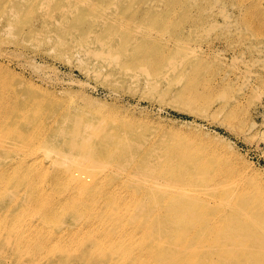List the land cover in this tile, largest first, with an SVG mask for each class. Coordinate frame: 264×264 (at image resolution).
I'll return each mask as SVG.
<instances>
[{
	"label": "rangeland",
	"instance_id": "1",
	"mask_svg": "<svg viewBox=\"0 0 264 264\" xmlns=\"http://www.w3.org/2000/svg\"><path fill=\"white\" fill-rule=\"evenodd\" d=\"M4 1L0 12L10 6ZM72 3L85 10L92 4L108 7L93 24L105 23L122 35L109 48L97 46L86 34L89 22L76 11L55 12L52 21L62 22L59 30L53 25L20 32L18 25L30 19L23 8L10 29L0 32L4 42L20 40L17 49L0 47L9 66L0 88V106L8 113L0 124V144L26 127L37 134L35 123L28 127L32 121L53 120L57 126L51 134L61 130L70 140L96 142L105 148L98 161L88 164L87 150L64 159L54 146L38 150V164L61 170L68 181L85 182L87 191L102 198L108 208L105 243L113 227L138 231L119 257L127 262L152 249L147 264H223L213 242L197 239V229L185 225L187 211L161 207L158 188L171 191L164 176L169 167H195L241 190L264 216V18L259 20L253 6L264 11V0H67L60 5ZM195 21L201 23L196 29ZM140 152L146 156L141 168L130 160ZM7 153L11 159L19 156L0 150V170L7 169ZM8 172L0 180V251H7L0 264H72L63 253H44L59 215L42 222L34 206L23 207L28 194L54 188L44 174L26 188L24 175L18 179ZM103 173L107 178L99 179Z\"/></svg>",
	"mask_w": 264,
	"mask_h": 264
},
{
	"label": "bare ground",
	"instance_id": "2",
	"mask_svg": "<svg viewBox=\"0 0 264 264\" xmlns=\"http://www.w3.org/2000/svg\"><path fill=\"white\" fill-rule=\"evenodd\" d=\"M63 1L67 0H6L3 4L8 2L10 6L3 7L0 12V32L10 29L8 26L11 21L15 20L26 7L24 13L29 15L30 19L18 25L20 32L30 33L40 28L45 30L53 25H56L59 30L62 22L55 19L52 21L55 18V12L76 11L82 14L85 21L89 22L86 34L88 38H93L97 46L109 48L122 35L107 28L105 23H101L99 27L94 26V17L106 15L108 7L102 4H92L85 10L80 9L79 4L76 3L61 6ZM253 6L262 22L264 11ZM49 9L52 10L49 11ZM200 10L197 4L199 17L203 18V12ZM249 15L250 13L245 11V17ZM121 16H123L122 13L115 17L120 19ZM113 21L117 22L116 19ZM199 24L201 23L195 21L193 28L196 29ZM262 29L257 30V34L261 33ZM21 35L19 33L18 37ZM5 45L17 49L20 46V40L4 42L0 38V47H5ZM117 45L123 48L121 42ZM202 46L199 44L196 48L202 49ZM212 46L208 44L206 47ZM196 48H193V51H198ZM1 49L0 88H3L2 72L9 66L1 54ZM88 54L94 56L95 59L103 58L99 51L89 50ZM35 112L40 114L39 111ZM7 115V110L0 106V124ZM31 123L36 124L37 134L31 135L26 127L24 131L16 133L11 138L12 142L6 140L5 144H0V150L15 151L19 154L16 159H11L10 153L4 155L3 160L7 162V169L0 170V180H5L10 171L18 179L24 175L26 177L24 184L26 188H29L36 177H42L44 174V178L48 180L47 185L54 188L50 193L40 191L37 194H28L23 204L24 208L34 206L40 212L38 215L42 222L49 221L50 218L56 216V213L60 217L56 227L49 230L51 244L44 253L56 257L63 253L67 261H71L72 264H147L153 256L152 249L141 250L137 254L142 255L141 258L131 257L127 262L119 257V251L122 250L120 248L127 247L133 239H136L137 230L128 232L124 229L114 230L115 227H113L109 234V242L105 243L107 229L104 226L109 224L105 217L107 204L101 202L102 198L97 199L95 195L87 191L85 182L68 181L61 170L49 171L47 166L38 164V150L43 151L49 147L58 146L55 154L67 160L77 156L76 153L87 150L88 158H90L88 164L90 161L102 159L105 156V148L96 142L87 144L82 140H70L61 130L51 134L57 126L54 120L47 123L32 121L28 127ZM130 160L138 165L142 163L139 165L140 168L146 164L144 152L131 155ZM164 176L166 180L173 183L169 182L172 184L169 187L171 191L166 192L165 188H158L161 207L175 212L187 211L189 219H186L185 225H192L194 229H197V239L213 242L220 262L223 264H264V216L256 211L252 202L245 198L241 190L227 186L217 178H209L195 167L185 165L180 166L178 170L169 167ZM93 177L96 178V174ZM98 178L105 179L107 175L103 173V176H98ZM152 188L151 186L149 189ZM116 219L112 218L113 222ZM180 242L183 244L185 237ZM4 251L7 252L6 249L0 251V256L5 254ZM11 251L17 253L16 248H11Z\"/></svg>",
	"mask_w": 264,
	"mask_h": 264
}]
</instances>
